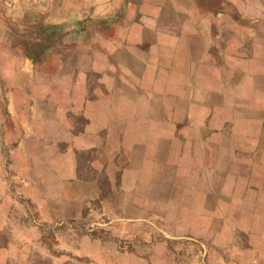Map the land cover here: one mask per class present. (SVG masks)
<instances>
[{
	"label": "rangeland",
	"instance_id": "obj_1",
	"mask_svg": "<svg viewBox=\"0 0 264 264\" xmlns=\"http://www.w3.org/2000/svg\"><path fill=\"white\" fill-rule=\"evenodd\" d=\"M200 2L215 15L216 78L218 64H242L251 79L199 82V95L213 91L214 128L227 134L210 139L202 155L197 149L208 163L183 168L180 179L169 165L165 180L149 188L117 180L126 190L111 194L107 174L90 166L98 151H78L81 175L99 176L102 193L81 195L83 184L60 180L47 161L50 143L58 139L65 148L64 128L78 130L84 117L66 108L55 129L50 117L63 100L51 99L48 80H0V264H264V140L253 138L260 125L254 105L264 106L257 94L264 72L255 73L264 69V0ZM68 55L73 62L75 54ZM86 79L96 76L87 70ZM30 102L42 117H29ZM111 159L124 168V157Z\"/></svg>",
	"mask_w": 264,
	"mask_h": 264
},
{
	"label": "crops",
	"instance_id": "obj_2",
	"mask_svg": "<svg viewBox=\"0 0 264 264\" xmlns=\"http://www.w3.org/2000/svg\"><path fill=\"white\" fill-rule=\"evenodd\" d=\"M201 5L200 0H0V80H48L51 99L63 100L61 111L47 116L55 129L66 108L85 119L78 130L69 126L66 132L64 126L65 148L58 139L50 143L47 163L60 180L83 184L87 193L80 194L87 198L102 195L99 176L84 178L78 167L76 153L92 150L98 155L90 166L107 174L111 194L126 190L117 180L149 188L165 180L169 165L180 179L183 168L201 163L196 150L201 154L214 136L224 141L227 133L211 120L213 91L208 94L206 87L199 95V82L208 86L209 80H230L233 74L235 80L251 78L242 64L240 69L218 64L216 78L215 15ZM87 70L95 80L86 79ZM263 72L255 71L259 77ZM257 91L264 96V89ZM33 104L29 117H42L32 112ZM253 113L260 117L253 138L264 140V106L254 105ZM117 155L125 158L124 168L111 159ZM118 169H124L120 178Z\"/></svg>",
	"mask_w": 264,
	"mask_h": 264
}]
</instances>
